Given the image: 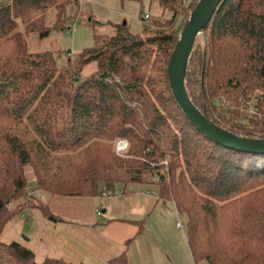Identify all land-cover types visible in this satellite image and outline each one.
<instances>
[{
    "label": "trees",
    "instance_id": "16d2710c",
    "mask_svg": "<svg viewBox=\"0 0 264 264\" xmlns=\"http://www.w3.org/2000/svg\"><path fill=\"white\" fill-rule=\"evenodd\" d=\"M198 1L158 0L170 18L145 22L141 33L115 24L62 67L59 53L31 51L27 36L67 28L79 0L0 2V234L29 205L30 166L37 189L55 195L157 185L187 216L196 262L264 264V153L205 136L170 90L168 63ZM185 84L214 123L264 138V0H222L195 41ZM0 264L83 263L40 262L24 244L0 240ZM111 264H128L125 252Z\"/></svg>",
    "mask_w": 264,
    "mask_h": 264
},
{
    "label": "rangeland",
    "instance_id": "374dc122",
    "mask_svg": "<svg viewBox=\"0 0 264 264\" xmlns=\"http://www.w3.org/2000/svg\"><path fill=\"white\" fill-rule=\"evenodd\" d=\"M69 12L71 17L67 28L60 30L52 27L50 32L43 37L39 33H31L27 36L31 51H53L59 53L57 61L59 67L66 65L69 58L72 59L74 55H77L84 48L92 46L94 34H114L116 31L115 24H124L126 22L131 32L141 33L146 24L144 21L146 14L149 15L148 21L152 25L172 16L170 11L162 9L158 0H79L78 5L69 7ZM53 24L54 11H50L47 17V25L50 27ZM85 73L91 72L87 69ZM249 111V113L254 112L253 108ZM26 176L30 185L27 194V198L30 201L29 205L23 213L17 215L6 224L0 234V240L5 243L16 241L24 244L34 251L37 261L40 262L44 261L46 257H57L80 263V260L63 246V242L58 235L62 229L64 231L68 229L67 218L61 215L68 213L66 206L67 203L73 202V198L37 189L33 169L30 166L26 167ZM130 186L144 187L143 189H150L153 196L157 197L159 195L157 185L132 183ZM116 187L121 190L123 189V184L119 183ZM100 188L104 192L103 184H101ZM162 198L167 201H158L161 207L150 215V220L162 225L166 223L165 220H173L175 225L179 221L184 225L183 228L181 227L182 229H179L180 233H187V216L180 213L177 216L176 212L172 210V219L169 210L173 209L175 200L170 196H162ZM129 202V200L124 201L122 199L121 202H115L114 204L116 209L119 210L120 208L123 209L126 203ZM164 203L167 205H164ZM89 213L97 216L96 208L90 207ZM57 214L63 219L58 220ZM170 229L171 227L165 228V233L172 237L175 232H170ZM198 264L207 263L198 261Z\"/></svg>",
    "mask_w": 264,
    "mask_h": 264
},
{
    "label": "crops",
    "instance_id": "0c3cea01",
    "mask_svg": "<svg viewBox=\"0 0 264 264\" xmlns=\"http://www.w3.org/2000/svg\"><path fill=\"white\" fill-rule=\"evenodd\" d=\"M87 69L92 72L95 66L92 64ZM143 188L128 185L111 193L104 189L90 197L70 196L74 203H67L68 213L61 215L67 218L68 229L58 234L63 246L83 264H111L113 258L124 252L128 264H198L187 233L179 231L182 229L179 221L175 225L173 220H165L162 225L150 220V215L161 207L158 201L164 199L160 193L155 197L150 189ZM122 199L130 202L117 210L114 203ZM90 207L96 208L97 216L90 215ZM172 210L177 216L179 212L174 204L169 210L173 219ZM61 216L57 214L58 220L63 219ZM168 227L170 232H175L174 236L166 235Z\"/></svg>",
    "mask_w": 264,
    "mask_h": 264
},
{
    "label": "water",
    "instance_id": "95a60500",
    "mask_svg": "<svg viewBox=\"0 0 264 264\" xmlns=\"http://www.w3.org/2000/svg\"><path fill=\"white\" fill-rule=\"evenodd\" d=\"M221 2L222 0H199L190 14L168 63L170 90L189 122L205 136L228 148L264 153V138H250L220 127L194 104L186 88V70L195 41L204 33ZM123 25H126V22Z\"/></svg>",
    "mask_w": 264,
    "mask_h": 264
},
{
    "label": "built area",
    "instance_id": "2783aa9c",
    "mask_svg": "<svg viewBox=\"0 0 264 264\" xmlns=\"http://www.w3.org/2000/svg\"><path fill=\"white\" fill-rule=\"evenodd\" d=\"M149 15H145L144 21L147 23L149 19ZM127 149V141L124 139H118L116 143V151L118 152L119 155H123V152ZM100 214V212H98ZM179 227H184V225L181 222H178Z\"/></svg>",
    "mask_w": 264,
    "mask_h": 264
}]
</instances>
